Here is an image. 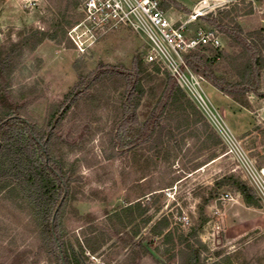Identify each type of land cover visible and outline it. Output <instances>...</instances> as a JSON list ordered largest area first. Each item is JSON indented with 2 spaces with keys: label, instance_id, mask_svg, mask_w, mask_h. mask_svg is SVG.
Here are the masks:
<instances>
[{
  "label": "rangeland",
  "instance_id": "obj_1",
  "mask_svg": "<svg viewBox=\"0 0 264 264\" xmlns=\"http://www.w3.org/2000/svg\"><path fill=\"white\" fill-rule=\"evenodd\" d=\"M158 1L172 22L186 23L189 35L216 32L220 49L232 52L222 29L240 28L242 36L252 37L260 90L245 96L243 106L197 77L217 110L214 117L185 90L202 116L172 112L160 135L132 148L123 146L131 139L122 133L121 142L115 138L122 89L104 88L76 105L52 145L69 183L57 220L62 242L80 264H181L186 245L200 249L201 264H264V0H176L181 8ZM84 2L0 0V48L15 50L20 38L35 30L48 35L17 58L11 78L39 128L50 105L98 67L130 69L136 57L148 65L146 42L129 29L111 32L79 54L68 31L83 19ZM211 49L205 53L213 58ZM161 89L160 83L151 86L140 116ZM230 175L255 190L258 206H248L225 184ZM30 212L0 200V264H59L46 248L43 223ZM160 220L168 225L156 235Z\"/></svg>",
  "mask_w": 264,
  "mask_h": 264
},
{
  "label": "trees",
  "instance_id": "obj_2",
  "mask_svg": "<svg viewBox=\"0 0 264 264\" xmlns=\"http://www.w3.org/2000/svg\"><path fill=\"white\" fill-rule=\"evenodd\" d=\"M171 2L176 8L182 7L176 0ZM222 31L229 38L232 52L212 48L214 57L211 58L205 53L209 47L202 46L184 56L185 64L218 91L244 106L245 96L258 94L260 90L262 74L258 68V50L252 42L254 39L242 36L240 28L239 32ZM47 37L43 31L35 30L21 37L15 50L6 45L0 48V200L21 211L32 210L30 213L43 223L46 248L49 253H55L59 264H80V257L74 251L69 252L58 230L61 200L69 183L52 148L57 131L70 110L104 88L107 91L122 89L120 124L115 138L121 142L119 134L122 133L124 139H131L122 145L128 144L131 148L146 145L160 135L162 122L172 112L186 117L202 116V113L168 70L156 64L145 65L136 57L130 69L98 67L79 80L61 102L50 105L44 127L39 128L27 115L30 103L24 101L23 94L12 89L11 78L19 65L17 58L20 59L25 50H34ZM157 83L162 88L160 94L140 116L138 110L143 100L151 86ZM225 184L234 187L248 206H258V196L247 182L230 175ZM167 225L160 220L153 233L163 234ZM99 245L90 250L95 252ZM143 249L147 252L145 247ZM200 256V249L186 245L181 251V264H201Z\"/></svg>",
  "mask_w": 264,
  "mask_h": 264
},
{
  "label": "built area",
  "instance_id": "obj_3",
  "mask_svg": "<svg viewBox=\"0 0 264 264\" xmlns=\"http://www.w3.org/2000/svg\"><path fill=\"white\" fill-rule=\"evenodd\" d=\"M82 13L83 19L68 31V38L79 54L86 53L101 37L129 29L146 42L145 62L168 70L180 87L190 91L193 100L214 117L217 110L205 96L197 77L204 79L187 67L184 56L202 46L220 49L222 42L216 32L199 30L196 36L189 35L186 23L172 22L158 0H85Z\"/></svg>",
  "mask_w": 264,
  "mask_h": 264
},
{
  "label": "crops",
  "instance_id": "obj_4",
  "mask_svg": "<svg viewBox=\"0 0 264 264\" xmlns=\"http://www.w3.org/2000/svg\"><path fill=\"white\" fill-rule=\"evenodd\" d=\"M203 84V83H202ZM205 86L206 85H202V88H203V91H204V93L206 94L207 92H206V88H205ZM207 86L208 87H210V88H213L214 90L216 89V88H214V87H212L210 84H208L207 83ZM217 90V89H216ZM221 93V92H220ZM207 95V94H206ZM209 99V98H208ZM225 100H227V103L229 102V98L227 97V96H225ZM211 102V101H210Z\"/></svg>",
  "mask_w": 264,
  "mask_h": 264
}]
</instances>
